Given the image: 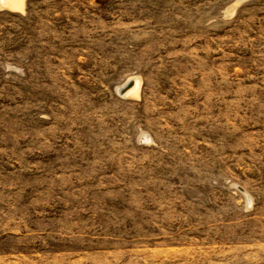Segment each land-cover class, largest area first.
<instances>
[{
	"label": "rangeland",
	"instance_id": "rangeland-1",
	"mask_svg": "<svg viewBox=\"0 0 264 264\" xmlns=\"http://www.w3.org/2000/svg\"><path fill=\"white\" fill-rule=\"evenodd\" d=\"M8 2L0 264H264V0Z\"/></svg>",
	"mask_w": 264,
	"mask_h": 264
},
{
	"label": "bare ground",
	"instance_id": "bare-ground-1",
	"mask_svg": "<svg viewBox=\"0 0 264 264\" xmlns=\"http://www.w3.org/2000/svg\"><path fill=\"white\" fill-rule=\"evenodd\" d=\"M8 1H9V0H1V3H2L3 6L13 7L12 4H14V3H12V2H8ZM6 3H7V4H6ZM18 4H19V3H18ZM14 6H15V5H14ZM13 8H17V7H13ZM138 89H139V81L136 80V81L134 82V85H133L132 89H129L127 94L135 93L136 91H138ZM136 93H137V92H136Z\"/></svg>",
	"mask_w": 264,
	"mask_h": 264
},
{
	"label": "water",
	"instance_id": "water-1",
	"mask_svg": "<svg viewBox=\"0 0 264 264\" xmlns=\"http://www.w3.org/2000/svg\"><path fill=\"white\" fill-rule=\"evenodd\" d=\"M131 84H132V80H129L126 84H124V85L122 86V88L118 89V91H119L121 94H123V92L125 91V89H126L128 86H130Z\"/></svg>",
	"mask_w": 264,
	"mask_h": 264
}]
</instances>
